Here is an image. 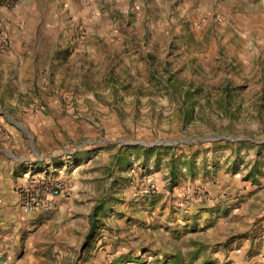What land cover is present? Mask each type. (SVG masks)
I'll return each mask as SVG.
<instances>
[{"label":"rangeland","instance_id":"obj_1","mask_svg":"<svg viewBox=\"0 0 264 264\" xmlns=\"http://www.w3.org/2000/svg\"><path fill=\"white\" fill-rule=\"evenodd\" d=\"M80 6L79 20L58 25L53 44L43 40L35 76L25 72L40 94L27 92L43 100L0 103L10 115L0 119V175L10 160L4 149L32 158L39 143L49 160L108 142L129 161L137 156L145 181L159 170L183 179L192 161L196 174L235 152V169L251 165L256 188L242 195L235 214L204 225L144 223L136 233H118L99 213L93 241L81 229L55 232V214L23 217L4 178L0 264H161L173 256L180 264H264V0ZM101 230L115 242L104 260L97 256Z\"/></svg>","mask_w":264,"mask_h":264},{"label":"crops","instance_id":"obj_2","mask_svg":"<svg viewBox=\"0 0 264 264\" xmlns=\"http://www.w3.org/2000/svg\"><path fill=\"white\" fill-rule=\"evenodd\" d=\"M76 1L84 3V0ZM76 1L74 4L68 0H2L0 16L7 29L10 51L0 54V103L17 102L25 105L26 101L43 100L42 96L27 92L31 88L35 90V85L32 81L30 84L25 83V72L35 76L39 69L37 64L43 58V40L50 36L53 44L58 25L68 22L69 18L79 20L80 14L74 7L81 6ZM92 7L95 9L94 4ZM93 18L94 16L89 20L96 21ZM54 83L58 85V82ZM35 91L40 94L38 90ZM24 94L31 98L22 97ZM53 99L57 101L58 98ZM53 99L48 98L49 101ZM9 116V113L0 110V119H9ZM14 124L26 132L19 124ZM32 130L35 134L36 130ZM37 131L40 132L41 129L38 128ZM108 144L104 142L98 149L81 151L76 155L63 149L50 156L49 160L42 157L43 149L39 143L36 144V150H32V158L21 155L23 157L17 159L4 149V158L10 159L3 165L6 186L10 188L22 216L44 217L55 214L58 216L55 232L62 230L64 236L71 229H81L86 234L88 232L86 237L94 238V241L97 238L94 223L99 213L107 215V223L116 228L118 233L122 232V228L136 233L144 223L157 224V227H189L194 222L204 225L209 220H219L223 215L235 214L237 203L245 199L242 195L247 196V193L256 188L251 172H248L251 165L247 169H235V152L219 156L217 168L212 169L209 165L196 174L193 172L192 161L191 167L187 169V176L183 179H176L177 174L172 171L159 170L149 175L145 181L137 156L132 154L131 160L135 159L136 162L131 164V160L125 159L123 149L117 147L115 150H108ZM135 146L138 144H133L132 147ZM194 165L199 167L198 163ZM24 174L63 183V192L55 198L53 209L29 214L22 212L18 188L24 181ZM4 178L0 175V184L6 180ZM149 179L155 185L154 190L148 188ZM188 187L206 193L209 200H186L183 195ZM115 190L118 192L117 197H113ZM101 231L104 245L99 248L97 256L104 260L110 257L111 243L115 242L105 230Z\"/></svg>","mask_w":264,"mask_h":264},{"label":"built area","instance_id":"obj_3","mask_svg":"<svg viewBox=\"0 0 264 264\" xmlns=\"http://www.w3.org/2000/svg\"><path fill=\"white\" fill-rule=\"evenodd\" d=\"M10 51V40L4 20L0 16V54ZM24 181L18 188L19 207L23 213L29 214L53 209L55 198L62 194L64 185L61 181L45 178H32L24 174ZM149 190H154L155 185L148 180ZM184 198L188 201L207 202L209 197L199 189L188 187L184 190Z\"/></svg>","mask_w":264,"mask_h":264},{"label":"trees","instance_id":"obj_4","mask_svg":"<svg viewBox=\"0 0 264 264\" xmlns=\"http://www.w3.org/2000/svg\"><path fill=\"white\" fill-rule=\"evenodd\" d=\"M0 3L2 4L3 2L0 0ZM161 264H180V259L178 256H173L171 258H168L166 261H164Z\"/></svg>","mask_w":264,"mask_h":264}]
</instances>
